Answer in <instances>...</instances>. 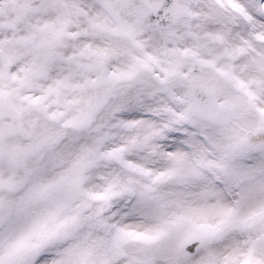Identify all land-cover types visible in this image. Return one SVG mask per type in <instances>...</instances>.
I'll return each instance as SVG.
<instances>
[{"label":"snow or ice","instance_id":"1","mask_svg":"<svg viewBox=\"0 0 264 264\" xmlns=\"http://www.w3.org/2000/svg\"><path fill=\"white\" fill-rule=\"evenodd\" d=\"M0 264H264V0H0Z\"/></svg>","mask_w":264,"mask_h":264}]
</instances>
